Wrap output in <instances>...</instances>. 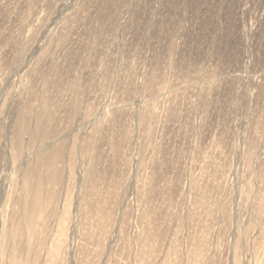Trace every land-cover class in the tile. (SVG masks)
<instances>
[{"label":"rangeland","instance_id":"rangeland-1","mask_svg":"<svg viewBox=\"0 0 264 264\" xmlns=\"http://www.w3.org/2000/svg\"><path fill=\"white\" fill-rule=\"evenodd\" d=\"M0 264H264V0H0Z\"/></svg>","mask_w":264,"mask_h":264}]
</instances>
